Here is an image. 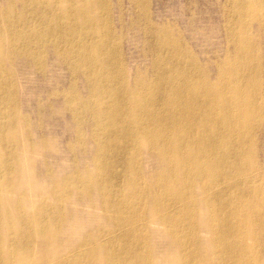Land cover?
<instances>
[{
  "label": "bare ground",
  "instance_id": "1",
  "mask_svg": "<svg viewBox=\"0 0 264 264\" xmlns=\"http://www.w3.org/2000/svg\"><path fill=\"white\" fill-rule=\"evenodd\" d=\"M114 3L0 2V264H264V0H226L221 54L204 59L152 0ZM129 33L144 69L127 64ZM19 62L69 76L51 96L86 162L68 174L34 171L56 144L22 111Z\"/></svg>",
  "mask_w": 264,
  "mask_h": 264
},
{
  "label": "rangeland",
  "instance_id": "2",
  "mask_svg": "<svg viewBox=\"0 0 264 264\" xmlns=\"http://www.w3.org/2000/svg\"><path fill=\"white\" fill-rule=\"evenodd\" d=\"M2 1L3 0H0V2ZM114 1L115 5L116 0ZM225 2L226 0H152V11L156 21L162 18L164 20L165 18L173 20V22H177L179 27L184 32V37L186 38L185 40H187L194 50L199 52L200 57L204 59L203 54L206 52H209L211 56H215V54H221L223 45L222 32L224 29L223 7ZM128 9L129 3H125L124 10L127 11ZM115 10H118L116 5L114 8V13ZM254 32L258 35V37L261 38L264 51V31H259L255 27ZM130 35L131 33H129V35L125 38L124 50L127 64L130 69L134 68L135 66H141L144 69L146 64H149V62L138 55L140 51H143L142 39L139 37V35H137L136 39H133V35ZM15 69L21 85L20 99L22 111L31 115V122L33 121L32 126L34 127H32V131L34 130L33 132L35 133L36 139L39 140V138L46 135L45 137L47 138H53L56 144V153L52 152V154L49 152L50 154L46 153L43 155V157H36L34 171L38 176V179L44 180L45 167L49 165L52 166L49 167L54 170L53 172L55 174H68L70 168L72 167L70 165H73L75 162L83 164L86 161L80 153L78 158H74L76 156L69 151L67 146L71 141H73L72 129L70 127L72 125V122L70 121L71 118L68 113H64L59 107L60 105L58 102L61 99H55L53 95L51 96V93H53L51 90L57 86L58 81L60 85L63 84V86L59 87L61 90L67 84L69 78L67 72L65 71L64 73L59 71L57 73L55 71L52 72L49 70L47 77H40L41 75L34 74L27 75L25 74V67L21 62L15 65ZM133 70L134 69H132V71ZM213 71L214 69H211V72ZM38 101H40V103ZM46 102H49V104ZM39 104H42V106ZM53 107H55L54 114H52L53 109L50 110L51 112L49 111V109ZM42 111L44 112L42 113ZM87 127L88 125H85L84 128L88 130L89 127ZM40 135L42 136L40 137ZM259 142L260 162L264 169V130H262V132L259 134ZM86 149H90V152L92 151L90 146H88ZM160 169L161 167L156 161H148L144 158L143 170L147 175L157 173L160 171ZM68 207L70 209L73 208L70 207V205H67V208ZM81 209L82 211H85L83 210L84 208ZM86 223L88 222L82 223V225ZM85 229L86 231H90L92 228L87 227ZM153 240L156 251L160 254V256L165 255L171 250V244L169 240L163 236L160 229H157L154 232Z\"/></svg>",
  "mask_w": 264,
  "mask_h": 264
}]
</instances>
